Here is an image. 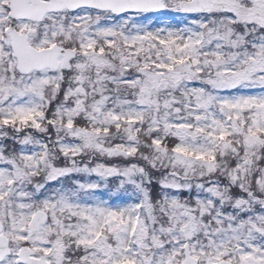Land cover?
<instances>
[{"label":"snow or ice","instance_id":"obj_1","mask_svg":"<svg viewBox=\"0 0 264 264\" xmlns=\"http://www.w3.org/2000/svg\"><path fill=\"white\" fill-rule=\"evenodd\" d=\"M0 264H264V0H0Z\"/></svg>","mask_w":264,"mask_h":264}]
</instances>
